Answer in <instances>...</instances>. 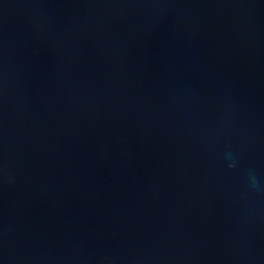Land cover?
<instances>
[{
    "label": "water",
    "instance_id": "water-1",
    "mask_svg": "<svg viewBox=\"0 0 264 264\" xmlns=\"http://www.w3.org/2000/svg\"><path fill=\"white\" fill-rule=\"evenodd\" d=\"M0 264H264V0H0Z\"/></svg>",
    "mask_w": 264,
    "mask_h": 264
}]
</instances>
